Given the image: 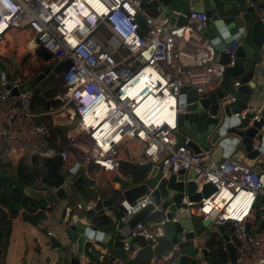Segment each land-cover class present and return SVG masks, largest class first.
<instances>
[{
  "label": "built area",
  "instance_id": "1",
  "mask_svg": "<svg viewBox=\"0 0 264 264\" xmlns=\"http://www.w3.org/2000/svg\"><path fill=\"white\" fill-rule=\"evenodd\" d=\"M0 1L3 3L0 4V44L4 43L8 32L26 30L30 38L25 46L31 55L42 48L50 55V63L46 65L70 61L68 69L59 75L67 96L56 97L60 104H49L39 113L34 111L33 101L40 87L14 94L13 90L26 81L23 77L12 75L0 82V160L23 162L31 169L35 161L58 159L61 167L72 162L84 172L90 166H98L106 173L119 175L120 147L138 143V163L158 164L165 177L180 170L194 171L193 181L198 193L206 183L215 187L207 197L198 201L184 199L182 203L191 214L208 218L214 226L226 227L228 242L240 253L235 264L264 261V227L249 233L247 221L256 205L264 207V165L259 161L264 153L261 148L253 145L259 152L256 161L230 156L216 161L207 153H193L187 146V137L177 126L181 88L188 85L198 93L214 90L223 80L225 67L234 65L238 42L233 40L230 46L215 51L199 34L198 29L208 17L198 9L184 15L185 23L178 25L161 12L143 9L142 0ZM137 16L145 21V33L137 24ZM119 21L124 27L121 36L112 26ZM183 45L187 46L191 62L183 57ZM225 57L226 63L222 61ZM149 68L157 72V78L148 82V88L143 84L137 92L135 87L143 81L140 78ZM41 70L39 68L33 76ZM90 85L94 91L89 93ZM238 85L239 82H235V86ZM152 90L155 96L152 106L140 115V107L148 103V98L144 97L152 94ZM74 91L80 94L78 103L74 102ZM165 93L175 100L173 123L164 118H152L159 100L166 97ZM67 107L73 108V114L65 112ZM244 114L242 112L239 117L244 119ZM37 116L76 121L74 128L68 131L65 147L57 148L47 142L48 128L45 123L37 122ZM256 164L261 166L259 172L254 171ZM59 186H53L54 190ZM41 188L47 186L41 184ZM222 190L227 197L223 196V206L217 207L214 197ZM241 193L248 195L244 199L249 201L248 209L245 216L235 217L231 214L230 202ZM150 202V196L135 204L121 202L124 214L120 218L119 232L123 239L142 235L151 247L157 244V238L162 235L161 225L169 220L168 208L155 207L151 213L160 212L161 215L154 221L129 225L132 216ZM76 207L81 209V204L77 203ZM182 209L181 204L175 207L174 217L170 218L172 222H177L176 216ZM66 213H71L69 207ZM227 226H231V232L227 231ZM222 242L223 245V238ZM180 256V251L174 248L166 255L154 254L150 264H175Z\"/></svg>",
  "mask_w": 264,
  "mask_h": 264
},
{
  "label": "water",
  "instance_id": "2",
  "mask_svg": "<svg viewBox=\"0 0 264 264\" xmlns=\"http://www.w3.org/2000/svg\"><path fill=\"white\" fill-rule=\"evenodd\" d=\"M195 5L208 17L206 23L198 29L199 34L215 51L230 46L233 40L239 45L235 49L234 65L225 67L223 80L214 90L198 93L196 88L188 85L181 88L178 98L181 110L177 114V126L180 133L187 137V146L195 154L207 153L217 161L227 156L234 157L231 152L241 151L247 160L256 161L259 152L253 145H258L264 153V117L256 118L254 111H246L244 119L239 114L249 109L257 81L256 64L264 47V6L250 0H142L141 4L143 9L161 12L169 17L171 23L176 22L178 25L185 23L184 15L195 10ZM136 21L141 32L145 33L147 29L144 19L137 16ZM69 66V60L46 65L15 88L13 93L37 87L46 89L45 80L59 76ZM0 69L5 71L1 62ZM235 82H239V85L235 86ZM75 123L70 125V129L74 128ZM59 128L64 132L67 130L66 127ZM259 161L264 162V158ZM133 166L138 170L137 174L121 175L114 179L120 186L118 189L110 187L81 191L83 182L91 183L81 167L74 175L72 172L67 174L62 186L55 190L53 186L39 188L34 178L32 186L24 188L27 197L36 204L41 202V208L36 211H20L21 219L31 225L44 220L45 210L53 205L62 208L64 217L71 196H76L82 202L81 209L84 212L81 215L88 222H82V216L77 215V219L64 225L60 236L46 233L54 264H150L154 254L166 255L174 248L181 253L175 264H211V252L203 242L205 232L209 237L218 235L225 240L222 248L228 255L229 264H235L240 253L235 245L228 242L226 227L214 226L208 218L191 214L186 204L182 203L184 199L198 201L212 194L215 187L211 183L204 184L201 193H198L193 181L196 177L194 171L180 170L177 174L165 177L160 173L158 164L134 163ZM260 169L261 166L256 164L254 171L259 172ZM41 173L44 174L43 171ZM43 182L46 183L45 178ZM83 193L94 199L90 211L85 210ZM148 196L151 202L132 216L129 225L138 221H154L161 215L160 212L151 213L155 207L168 208L169 220L161 225L162 235L157 238L154 247L142 235L123 239L122 236H113L111 232L95 229L97 225L103 224L101 218L93 219L96 213H102L104 209L109 212L121 210V202L135 204ZM179 204L183 209L176 216L177 222H172L170 218L174 217L173 212ZM119 227L120 223L116 230ZM21 264H26L25 260Z\"/></svg>",
  "mask_w": 264,
  "mask_h": 264
},
{
  "label": "crops",
  "instance_id": "3",
  "mask_svg": "<svg viewBox=\"0 0 264 264\" xmlns=\"http://www.w3.org/2000/svg\"><path fill=\"white\" fill-rule=\"evenodd\" d=\"M257 4L264 6V0H257ZM197 5H199V1H197ZM197 5L193 6V9H200V7ZM29 38V33L26 30H13L8 32L6 34V37L4 36V43L0 44V62L3 64L5 71L2 72L0 69V82H2L6 78L11 77L12 75H19L23 77L24 80H29L30 77L33 76V74L36 72L35 70L43 68L44 66H46V64L50 63V56L48 59H46L42 55L38 54V50L36 51L35 55L30 54L25 46ZM182 50L184 51V59L188 62H191L192 60L187 55V46L183 45ZM256 73L257 81L253 90V96L251 97L250 104L248 106L249 109L243 110L242 112L254 111L256 118H259L264 117V47L260 51V56L256 64ZM50 79L54 81L59 79L61 84L56 86L50 84L48 87H46V89H38L40 90V95L38 98H34L33 101V109L36 113L47 109V103L52 106H57L58 104H60V101L55 99L56 97L63 98V96H67L65 93H63L64 86L60 76H55ZM72 109V107H67L65 112L67 114H73ZM36 120L37 122L46 124V127L49 131L47 142L50 145L57 148L65 147L68 131H71L70 125L73 122L71 123L70 120L65 117L51 120L47 116H37ZM52 126H57L58 128L61 127L63 129L66 127L67 130L64 132L59 128L62 132V135L57 134L53 140H50V128ZM127 146L128 147H120L119 155L122 158V162L120 171L121 173L119 175H111L101 170L98 166H90L85 173L91 183L88 184L86 182H83L80 186V190L83 192H87L88 190H98L99 188L107 189L110 187L118 189L120 187L119 184L114 182V179H116L117 176L137 174L138 170L132 165L134 163H138L137 154L140 151L139 144L129 143ZM231 154L238 159L249 161L243 156V153H241V151H237L236 153L231 152ZM262 165H264V162L262 163ZM19 166H23L25 168V173L29 174V179L27 181H22V186L24 188L32 186V182H34V180L35 182H37L39 188H41V184H47V182H43V178H46L47 169L44 167V162L41 161H35V167L27 169L24 166L23 162L13 163L10 161L0 160V175L11 177L15 181L20 183L21 181L19 178ZM77 168L78 167L72 162H68L67 164H65V166L61 167L60 173L63 177V181L66 179L67 174H70V172H72V174L74 175L76 170H78ZM41 171H43L44 174H42ZM75 184H77V182H75ZM46 186L49 185L47 184ZM83 197L86 202L85 210H92L91 208L94 204V199L88 196L86 193H83ZM40 203L41 202L39 201L36 204L34 200L30 199L27 204L31 206L32 209L30 210L28 208L22 207L20 211L22 209H26L28 212L36 211L37 209L41 208ZM77 203H80L82 208V202H80L76 196H71L69 198V204L67 205V207L70 208L71 213L70 215L65 213L64 217L62 216V208L60 206L53 205L47 208L45 210V219L40 221L36 225H31L27 222H24L21 219L19 211V215L12 221L5 256L0 264H21L22 260H25L26 264H54V259L51 260L53 254L49 249V240L46 237V233H49L53 236H60L63 232L64 225L67 222L77 219L78 216H82L81 214L82 211L84 212V210L78 209L76 207ZM120 211L121 210H114L113 212H109L104 209L102 213H96L93 216V219L98 220L101 218L103 224L97 225L95 229H98L105 233L111 232L113 236H121L119 229L116 230L117 224L120 223V219L118 217V213ZM262 212H264V207L260 205H256L253 208L252 215L247 219L248 226H251L250 232L248 230L249 233H252L257 229L264 227V215ZM81 221L84 223L88 222L85 216L81 217ZM227 231H232L231 226H227ZM203 237L204 246L206 247V241L209 237V234L205 232ZM218 237L221 243H223L222 238L220 236ZM207 249L212 251V249L210 248ZM261 263L264 264V261ZM225 264H229L228 255Z\"/></svg>",
  "mask_w": 264,
  "mask_h": 264
},
{
  "label": "trees",
  "instance_id": "4",
  "mask_svg": "<svg viewBox=\"0 0 264 264\" xmlns=\"http://www.w3.org/2000/svg\"><path fill=\"white\" fill-rule=\"evenodd\" d=\"M251 2L256 3L257 0H251ZM37 50L39 55H42L46 59L49 58L50 55L45 50L42 48H38ZM222 61L224 63L228 62L226 57L223 58ZM57 134L62 135L61 130L57 126H52L50 128L49 139L53 140ZM19 167L20 183L11 177L0 175V263L5 256L13 219L19 215V211L22 207L30 210L32 209V207L27 204L30 198L25 195L24 187L22 186V181H27L29 179V174L25 173V168L23 166ZM44 167L47 169L45 178L47 184L55 187L61 185L63 182V177L60 173L61 161L58 159L46 160L44 161ZM123 214V210L118 213L119 219ZM248 230L250 232L251 226H248ZM206 247L212 249V251H210L211 264L226 263L227 255L222 248V243L218 235L209 237L206 242Z\"/></svg>",
  "mask_w": 264,
  "mask_h": 264
},
{
  "label": "bare ground",
  "instance_id": "5",
  "mask_svg": "<svg viewBox=\"0 0 264 264\" xmlns=\"http://www.w3.org/2000/svg\"><path fill=\"white\" fill-rule=\"evenodd\" d=\"M94 6L96 4L92 3ZM157 78V72L151 68L149 69H146L141 78L140 79H143V81L140 80L139 82V85L136 88V91L138 92L140 87L145 84L147 85L148 82H152L154 81L155 79ZM147 88H148V85H147ZM146 88V89H147ZM153 91H150L152 92L151 93H148L146 97L144 98H148V103L142 105L139 109V114L142 115V113L144 112H147L150 110L151 106H152V102L154 101L152 98H155V96L153 95ZM72 92V91H70ZM82 94V93H81ZM72 96L75 97V99L79 98L80 97V94H76V92L74 91L72 93ZM79 96V97H78ZM141 96V93H139L138 95V98ZM165 96L164 98H161L159 100V104L157 106V111L155 112V114L152 116L153 119H166L168 120L170 123H173L174 121V109H173V106H175V100L169 98V95L167 93H165ZM156 109V108H155ZM105 128H107L105 126ZM223 196L224 197H227V193L225 191H220L217 193V195L214 197L216 200H215V205L217 207H222L223 206ZM248 196L247 194H238L236 195L235 197H233V199L231 198V202H230V208L232 211V215L235 216V217H240L241 214H243L242 216H245L244 214H246L247 212V209H248V202L249 201H244L245 197ZM209 207H206V209H208ZM241 216V217H242Z\"/></svg>",
  "mask_w": 264,
  "mask_h": 264
},
{
  "label": "clouds",
  "instance_id": "6",
  "mask_svg": "<svg viewBox=\"0 0 264 264\" xmlns=\"http://www.w3.org/2000/svg\"><path fill=\"white\" fill-rule=\"evenodd\" d=\"M0 4L3 5V3H2L1 1H0ZM112 26H113L115 32L121 36L122 33H121L120 31H124V27H122V23L119 21V22L113 23ZM89 87L92 88V90L89 91V93L92 92V91H94V88H93L91 85L88 86V88H89ZM88 88H86V90H87ZM87 91H88V90H87ZM76 94H77V93H76ZM74 102H75V103H78L79 100H78V99H75ZM77 114H80L79 111L77 112ZM80 115H81V114H80Z\"/></svg>",
  "mask_w": 264,
  "mask_h": 264
},
{
  "label": "rangeland",
  "instance_id": "7",
  "mask_svg": "<svg viewBox=\"0 0 264 264\" xmlns=\"http://www.w3.org/2000/svg\"><path fill=\"white\" fill-rule=\"evenodd\" d=\"M38 70V69H37ZM37 70H35V71H37ZM34 71V72H35ZM45 83H47V87L50 85V84H53L54 86H56V85H60L61 84V82H60V80L58 79V80H56V81H54V80H52V79H47V80H45ZM39 95H40V90H36V93H35V96H34V98H38L39 97Z\"/></svg>",
  "mask_w": 264,
  "mask_h": 264
}]
</instances>
